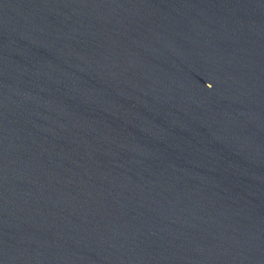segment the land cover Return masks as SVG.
Listing matches in <instances>:
<instances>
[{"label": "water", "instance_id": "water-1", "mask_svg": "<svg viewBox=\"0 0 264 264\" xmlns=\"http://www.w3.org/2000/svg\"><path fill=\"white\" fill-rule=\"evenodd\" d=\"M0 264H264V0H0Z\"/></svg>", "mask_w": 264, "mask_h": 264}]
</instances>
